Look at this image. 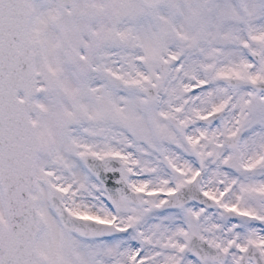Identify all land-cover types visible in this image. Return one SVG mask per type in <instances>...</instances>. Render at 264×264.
<instances>
[{"label":"snow or ice","instance_id":"snow-or-ice-1","mask_svg":"<svg viewBox=\"0 0 264 264\" xmlns=\"http://www.w3.org/2000/svg\"><path fill=\"white\" fill-rule=\"evenodd\" d=\"M0 264H264V0H0Z\"/></svg>","mask_w":264,"mask_h":264}]
</instances>
